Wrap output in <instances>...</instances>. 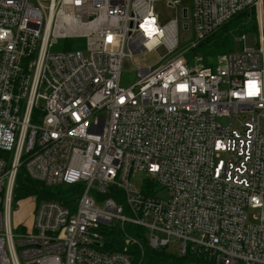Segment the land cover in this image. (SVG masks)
Returning <instances> with one entry per match:
<instances>
[{"label":"built area","instance_id":"2783aa9c","mask_svg":"<svg viewBox=\"0 0 264 264\" xmlns=\"http://www.w3.org/2000/svg\"><path fill=\"white\" fill-rule=\"evenodd\" d=\"M157 1L176 17L162 24ZM241 15L255 26L240 40L254 31L257 45L208 65L177 53L181 17L196 47ZM158 48L159 67L123 86L124 60ZM21 169L79 192L15 226ZM127 224L153 249L264 264V0H0V264H135L103 245L106 226Z\"/></svg>","mask_w":264,"mask_h":264},{"label":"trees","instance_id":"16d2710c","mask_svg":"<svg viewBox=\"0 0 264 264\" xmlns=\"http://www.w3.org/2000/svg\"><path fill=\"white\" fill-rule=\"evenodd\" d=\"M243 19L244 16L241 15L221 26L220 32L215 34L216 30L212 35L199 43L195 52L212 59L213 57L211 55L232 51L236 35H229L228 32L230 29L237 27V25L239 29L242 30L243 25H241V22ZM234 21L236 25H230ZM78 190L79 185L46 186L43 182L30 178L26 172L21 169L17 176L14 199L34 197L36 201H40L41 199L50 198L63 202L66 205H71L74 197L70 196L76 194ZM103 235L105 250L123 251L127 249L134 258L135 264H217L214 259L198 255L194 252L178 254L167 248L153 249L148 245L145 239L144 229L134 224H127L124 228L118 225L106 226L103 229ZM129 236L136 238L140 244L128 241L127 237ZM140 245L143 247V253Z\"/></svg>","mask_w":264,"mask_h":264},{"label":"rangeland","instance_id":"374dc122","mask_svg":"<svg viewBox=\"0 0 264 264\" xmlns=\"http://www.w3.org/2000/svg\"><path fill=\"white\" fill-rule=\"evenodd\" d=\"M190 1H184L181 4V8L183 7H189ZM179 13H181L180 8L178 9ZM155 11L159 16L160 22L162 24H165L176 17V10L170 6H168L164 1H157L155 3ZM180 21L182 23H188L189 28H181L179 33V48L178 52H181L182 56L186 59V62L191 64L196 58H200L202 63L205 65H208L209 63H212L211 60L206 57L203 54H198L195 52L196 47H191L192 43L195 41V35L194 30L192 27V18H180ZM240 24V23H239ZM230 25H236V22H232ZM254 22H248L246 26L243 28H246L245 30H252L254 29ZM221 28L218 29L215 34L220 32ZM242 33V30L239 29L238 25L234 29H230L228 34L229 35H236L234 47L232 51H239L244 46L246 47H252L257 45L258 35L254 31H246V39L244 42L240 40V35ZM61 43V42H60ZM69 43L73 46H77L79 48L84 49L85 47V40L84 39H76V38H70ZM62 45H56L53 50H61ZM165 54V50L163 48H158L155 51H145L141 54H136L132 59L126 58L123 63L122 68V76H121V84L125 87H130L133 84H135L138 80L137 77V67H152L157 68L159 67L160 58ZM212 61L214 63H217L216 55H211ZM210 60V61H209ZM222 124L228 123V118H223L219 120ZM146 176L144 173H137L136 176L133 179V186L136 189H140L143 183H145ZM59 186V185H58ZM55 187V186H52ZM148 191V188L146 189ZM56 191V190H55ZM79 190L76 191V194H78ZM162 196H166V192H162ZM73 197V196H70ZM50 199V198H48ZM43 200H46L43 199ZM42 201V199L40 200ZM40 201H36L34 197H25L21 199H16L14 204V216H13V225H21V226H30L32 223V216L33 211L36 206V204ZM169 250L172 252H177L174 245L169 246ZM128 251V250H127Z\"/></svg>","mask_w":264,"mask_h":264},{"label":"snow or ice","instance_id":"6c2138e0","mask_svg":"<svg viewBox=\"0 0 264 264\" xmlns=\"http://www.w3.org/2000/svg\"><path fill=\"white\" fill-rule=\"evenodd\" d=\"M109 40H111V37H108ZM182 90L186 89L185 85H180L179 86ZM247 87H248V95H255L258 92V86L256 84V82L254 81H248L247 82Z\"/></svg>","mask_w":264,"mask_h":264},{"label":"water","instance_id":"95a60500","mask_svg":"<svg viewBox=\"0 0 264 264\" xmlns=\"http://www.w3.org/2000/svg\"><path fill=\"white\" fill-rule=\"evenodd\" d=\"M184 15H185V16H187V13H186V11H185ZM184 27H185V28H187V25H185Z\"/></svg>","mask_w":264,"mask_h":264}]
</instances>
